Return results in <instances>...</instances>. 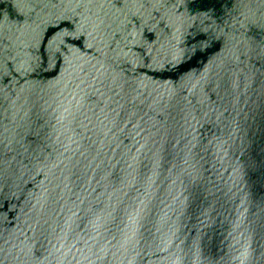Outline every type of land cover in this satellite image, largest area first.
I'll use <instances>...</instances> for the list:
<instances>
[{
    "label": "water",
    "instance_id": "1",
    "mask_svg": "<svg viewBox=\"0 0 264 264\" xmlns=\"http://www.w3.org/2000/svg\"><path fill=\"white\" fill-rule=\"evenodd\" d=\"M0 264H264V0H0Z\"/></svg>",
    "mask_w": 264,
    "mask_h": 264
}]
</instances>
